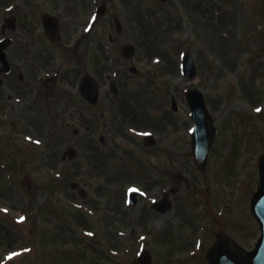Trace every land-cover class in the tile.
Wrapping results in <instances>:
<instances>
[{"label":"rangeland","instance_id":"374dc122","mask_svg":"<svg viewBox=\"0 0 264 264\" xmlns=\"http://www.w3.org/2000/svg\"><path fill=\"white\" fill-rule=\"evenodd\" d=\"M104 3L107 14L88 23ZM224 4L179 0L181 13L168 15L174 1L0 0V39L14 38L10 58H23H13L23 70L0 86V115L7 109L1 93L28 97V107L0 123V264H136L143 249L152 264H207L222 234L254 250L261 230L251 202L260 166L250 158L264 154V0L242 2L234 22ZM49 11L62 19L60 46L40 26ZM156 13L162 17L152 19ZM12 16L16 32L3 31ZM128 44L136 47L131 60L123 56ZM185 53L198 67L194 80L183 75ZM49 71L61 73L51 88L42 79ZM86 71L102 82L112 77L121 89L117 102L109 85L98 107L84 102L78 84ZM70 75L76 80L68 88L61 83ZM35 76L38 95L26 89ZM195 87L219 129L205 171L192 153L186 91ZM148 134L156 138L152 147L144 144ZM68 147L77 157H64ZM171 187L178 189L169 196L172 210L155 212L151 202ZM131 188L144 193L133 207Z\"/></svg>","mask_w":264,"mask_h":264},{"label":"flooded vegetation","instance_id":"af4514ba","mask_svg":"<svg viewBox=\"0 0 264 264\" xmlns=\"http://www.w3.org/2000/svg\"><path fill=\"white\" fill-rule=\"evenodd\" d=\"M178 1L179 0H177V3H178ZM244 1H246V0H225V4H224V8L226 9V11L228 12V14H229V16H230V18H232V21L234 22V21H236V20H239L240 19V17H238L239 15H241L242 14V9H243V7L240 5L242 2H244ZM169 2V1H168ZM226 6V7H225ZM174 8H176V9H178V7H174ZM47 13H50V11L49 12H47ZM43 15V14H42ZM41 15V16H42ZM62 20V19H61ZM40 26L42 27V29H43V32H44V28H43V25H42V21L40 22ZM61 28H62V23H61ZM35 29L36 30H38V26L36 25L35 26ZM3 31H7V29L5 28L4 29V27H3ZM14 33L16 32V29L13 31ZM44 35H45V33H44ZM50 44L51 45H54V46H60L59 44H61V41L59 42V43H52V42H50ZM13 46V44L10 46V47H12ZM14 59H16V60H20L22 57L21 56H14L13 57ZM13 58H10V55H9V60H10V63L12 64V66H11V69H10V72L9 73H6V74H2V85H4V84H9V83H12L13 82V80H14V78L18 75V73L16 72V70L18 71H22L23 70V68H20V67H18L16 64L17 63H14V60H13ZM23 59V58H22ZM72 60H82V58L81 57H76V58H74V59H72ZM87 72V71H86ZM68 73V71L66 72V74ZM73 73V72H72ZM71 73V74H72ZM59 74H61V73H59ZM18 78H19V81L21 82V83H24V80H25V78H24V74H22V73H20L19 74V76H18ZM42 79H43V82H44V84H45V87H47V88H51L52 87V84L55 82V81H57L58 80V78H55V79H46V77H42ZM68 80H70L69 82H68V84H67V82L66 83H61L62 85H64L65 87H66V85L69 87V88H71L72 87V84L71 83H73L72 81L74 80H76V78H74L72 75H70V77H69V79ZM39 81H42L40 78H38V76H35L34 78H28L27 79V84H26V89H29L30 90V94H34V89H38V87H36L37 86V84H38V82ZM1 85V86H2ZM19 86H21L20 84H18ZM53 86H54V84H53ZM39 90L40 89H38V90H36V92H35V94L36 95H38L39 94ZM2 95H3V99H6V108L7 109H9V110H15V111H17V110H19V109H21V108H23L24 106H27V104L25 105V99L27 100V103H28V97L26 98V97H19V96H17L15 99H14V97H12L13 95L12 94H10L9 96L8 95H4L3 93H1ZM17 100H19V103H17ZM1 102V101H0ZM36 102H38V98L37 97H35V99H32L31 100V105L32 104H34L35 105V103ZM30 104V103H29ZM2 104L0 103V106H1ZM28 107V106H27ZM6 109V110H7ZM3 111V110H2ZM5 111V110H4ZM13 116V115H12ZM12 116H11V118H12ZM15 117V116H14ZM10 118V119H11ZM216 204H218V205H220L218 202L216 203ZM222 213V212H221ZM254 226V225H253ZM206 230V229H205ZM204 230V231H205ZM205 236H206V234H204ZM222 235H225V234H222ZM222 235H219L218 236V238L220 237V236H222ZM204 236V237H205ZM217 238V239H218ZM203 240L202 239H200L199 240V242H198V245H197V249H202V251L204 252V250H205V248L204 247H202L203 246ZM204 245H205V243H204ZM209 251V250H208ZM207 251V252H208Z\"/></svg>","mask_w":264,"mask_h":264},{"label":"water","instance_id":"95a60500","mask_svg":"<svg viewBox=\"0 0 264 264\" xmlns=\"http://www.w3.org/2000/svg\"><path fill=\"white\" fill-rule=\"evenodd\" d=\"M262 179L263 186L254 200V211L260 219L263 227V238L259 244L257 253L243 256L239 254H233L230 250L227 249L233 255L231 257V261L227 260L224 257L222 259V256L219 255L214 258L215 264H264V166Z\"/></svg>","mask_w":264,"mask_h":264}]
</instances>
